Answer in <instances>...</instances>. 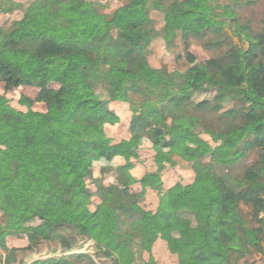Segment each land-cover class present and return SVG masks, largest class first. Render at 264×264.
Listing matches in <instances>:
<instances>
[{
  "label": "trees",
  "instance_id": "obj_1",
  "mask_svg": "<svg viewBox=\"0 0 264 264\" xmlns=\"http://www.w3.org/2000/svg\"><path fill=\"white\" fill-rule=\"evenodd\" d=\"M243 5L126 0L110 10L96 0H0V18L22 14L0 25V85L36 90L19 100L26 112L0 95L6 264L20 250L10 240L22 238L27 250L59 242L30 264H97L80 251L83 241L112 264H240L264 253V32L243 21ZM159 41L183 44L174 68L151 65ZM194 42L211 57L199 62ZM114 127L133 146L148 140L157 177H139V161L95 164L100 147L121 148ZM202 134L231 156L189 145ZM176 158L193 175L167 186Z\"/></svg>",
  "mask_w": 264,
  "mask_h": 264
},
{
  "label": "rangeland",
  "instance_id": "obj_2",
  "mask_svg": "<svg viewBox=\"0 0 264 264\" xmlns=\"http://www.w3.org/2000/svg\"><path fill=\"white\" fill-rule=\"evenodd\" d=\"M24 5L31 3L33 0H15ZM100 4H107L110 7V10L121 7L126 0H96ZM244 2V5L241 10L243 21H251L253 27L256 31L264 32V0H240ZM109 10V11H110ZM22 17L21 13H14L9 18H0V25L6 26L11 25L14 21L19 20ZM158 23L160 22V16L155 15ZM158 27L161 28V23L158 24ZM151 57L150 63L154 67H164L171 66L175 67V55L176 53H184L183 44L178 42L177 50H169L166 45L159 41L156 42L151 48ZM190 52L196 55L199 62L209 59L210 54L206 52L201 44L194 42L190 46ZM36 93V90L32 88H13L7 84L0 85V95L5 97L6 103L19 111L27 110L26 107L22 106L19 103V100L22 96L33 97ZM211 96H207L210 98ZM118 108V107H116ZM37 111H46V106L43 104H37L35 106ZM113 135L116 141L119 144H122L121 148L115 151L110 149L100 147L95 155V164H113L119 166H125L133 161H139L142 164V168H137L136 173L139 177L145 173H149L151 177H157L156 166L154 164V153L149 151L150 144L147 139L139 138L136 141L135 146H133L128 140L125 128L114 127L112 129ZM126 139V141H125ZM124 140V141H123ZM123 141V142H121ZM202 143H207L212 149L216 151L218 156L221 158H229L231 156L230 152L218 141L213 140L210 136L206 134L193 136L190 141V146H198ZM179 165L174 168V170L169 175L168 181H166L167 186H172L174 183L178 182L181 179H189L192 177L193 172L190 169V165L181 161V159L176 158ZM92 183V182H91ZM90 183L91 188V197L95 202L98 199L95 197V187L94 184ZM144 208L153 213L156 209V205L151 202H145ZM0 220H2V215L0 213ZM81 252L90 253L95 258L97 264H112V262L107 258H98L96 257L97 251L94 249L93 241H83ZM239 243H232L235 247ZM241 244V243H240ZM11 247L19 248L20 250L17 253V260L14 264H30L33 261L52 257L51 251L54 249L59 250V242L51 243H41L38 247L32 250L25 249L27 242L24 238L20 239H11L9 242ZM154 255L160 259L161 263H164L167 260L166 252L159 246L154 248ZM60 255V254H58ZM6 253L0 249V264H6L5 261ZM165 261H164V260ZM168 261V260H167ZM234 263L238 264L236 258H233ZM159 262V263H160ZM240 264H264V253L262 250L252 255L248 258L247 261L240 262Z\"/></svg>",
  "mask_w": 264,
  "mask_h": 264
}]
</instances>
